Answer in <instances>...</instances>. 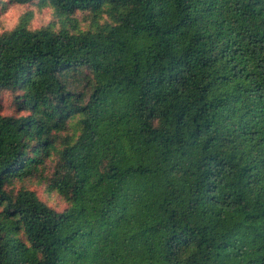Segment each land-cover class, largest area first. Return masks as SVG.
Returning <instances> with one entry per match:
<instances>
[{
	"label": "trees",
	"instance_id": "16d2710c",
	"mask_svg": "<svg viewBox=\"0 0 264 264\" xmlns=\"http://www.w3.org/2000/svg\"><path fill=\"white\" fill-rule=\"evenodd\" d=\"M34 2L58 20L0 34L29 110L0 113V264H264V0ZM52 157L62 211L12 186Z\"/></svg>",
	"mask_w": 264,
	"mask_h": 264
},
{
	"label": "rangeland",
	"instance_id": "374dc122",
	"mask_svg": "<svg viewBox=\"0 0 264 264\" xmlns=\"http://www.w3.org/2000/svg\"><path fill=\"white\" fill-rule=\"evenodd\" d=\"M27 11H33V18L31 19L30 26L39 28L47 25L54 20L55 17L50 7H40L36 2L28 4H9L8 0H0V34L5 31L13 29L19 22L20 17ZM80 19L82 28H87L91 25L89 20H86V13L78 12L76 15ZM60 24L57 23V26ZM18 91L14 90H0V113L3 115H27L29 110L19 108L16 102V95ZM56 158L47 159L44 166H41L39 172L32 177L25 179H17L12 185L15 189L20 187H27L37 192L39 197L46 201L50 206L58 211H62L68 205L66 200L56 191L51 190L49 187L50 176Z\"/></svg>",
	"mask_w": 264,
	"mask_h": 264
}]
</instances>
